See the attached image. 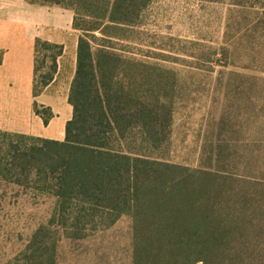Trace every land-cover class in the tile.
<instances>
[{
    "label": "trees",
    "instance_id": "trees-1",
    "mask_svg": "<svg viewBox=\"0 0 264 264\" xmlns=\"http://www.w3.org/2000/svg\"><path fill=\"white\" fill-rule=\"evenodd\" d=\"M28 1L73 11V113L63 140L0 129V181L48 206L6 262L57 264L60 237L83 239L126 216L131 264H264V0H207L228 5L217 47L143 44L152 0ZM62 51L35 38L34 97L53 80ZM179 71L204 79L216 72L209 102L225 99L208 113L213 132L203 136L197 166L168 157ZM33 111L44 124L54 116L36 100ZM245 124L246 140L236 130Z\"/></svg>",
    "mask_w": 264,
    "mask_h": 264
},
{
    "label": "rangeland",
    "instance_id": "rangeland-1",
    "mask_svg": "<svg viewBox=\"0 0 264 264\" xmlns=\"http://www.w3.org/2000/svg\"><path fill=\"white\" fill-rule=\"evenodd\" d=\"M227 9L228 5L224 3L207 0H152L143 15L142 27L147 34L143 35L142 43L157 47L171 46L169 38H173L176 45L177 40H191L217 47L223 39ZM168 65L175 69L184 67L178 63ZM177 75L183 80L175 84L173 94L176 112L168 157L175 162L197 166L203 136L213 132L212 126L206 128L208 113L212 110L215 112V103L220 105L225 99L217 94L216 100L209 102L210 89L207 85L211 84L216 72L207 74L206 79L201 75L190 77L184 71L177 72ZM259 75L264 76V73ZM246 99V96L242 99L241 95L238 107L242 108V118H246L243 121L250 124L247 119L249 108H243L248 102ZM236 130L239 138L246 140L251 136V129L246 124L237 126ZM229 134V131L223 132V135ZM254 176L258 177L259 174L254 173ZM40 201L22 193L17 194V187L0 181V264H11L6 262L7 259L24 245L36 226L43 222L48 206ZM131 251V220L123 216L110 228L83 239L60 237L56 259L57 264H131Z\"/></svg>",
    "mask_w": 264,
    "mask_h": 264
},
{
    "label": "crops",
    "instance_id": "crops-1",
    "mask_svg": "<svg viewBox=\"0 0 264 264\" xmlns=\"http://www.w3.org/2000/svg\"><path fill=\"white\" fill-rule=\"evenodd\" d=\"M79 32L73 11L28 0H0V129L63 140L72 117L68 101L76 71ZM36 37L63 45L53 80L33 96L34 41ZM51 108L48 124L33 111V102Z\"/></svg>",
    "mask_w": 264,
    "mask_h": 264
}]
</instances>
